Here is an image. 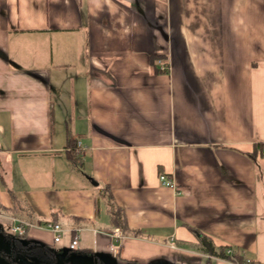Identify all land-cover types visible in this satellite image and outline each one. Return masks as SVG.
<instances>
[{"label":"crops","instance_id":"crops-1","mask_svg":"<svg viewBox=\"0 0 264 264\" xmlns=\"http://www.w3.org/2000/svg\"><path fill=\"white\" fill-rule=\"evenodd\" d=\"M263 146L264 0H0V221L26 241L264 264Z\"/></svg>","mask_w":264,"mask_h":264},{"label":"water","instance_id":"water-1","mask_svg":"<svg viewBox=\"0 0 264 264\" xmlns=\"http://www.w3.org/2000/svg\"><path fill=\"white\" fill-rule=\"evenodd\" d=\"M94 183V182H92ZM9 235L0 233V252H10ZM19 264H107L106 261L98 260L96 255L89 253H78L70 249H50L49 252H41L33 255H19ZM0 264H11L0 256Z\"/></svg>","mask_w":264,"mask_h":264},{"label":"trees","instance_id":"trees-1","mask_svg":"<svg viewBox=\"0 0 264 264\" xmlns=\"http://www.w3.org/2000/svg\"><path fill=\"white\" fill-rule=\"evenodd\" d=\"M151 61L152 64H155L156 62V57H152L151 59H149ZM159 70L156 69V72H158ZM69 142L70 140L67 142L68 146H69ZM71 151L67 152V156L69 157V159L71 160V162L74 164L77 163L78 157L74 151V148L70 149ZM105 188H103V190L105 191ZM11 196L14 198V200H16V196L11 192ZM107 206H108V214L110 215V221L113 223V225L121 227V228H125L126 224L124 221V218L122 217V213H121V209H119L118 207L113 206V202L111 200L110 197H107ZM1 210H4V208H2ZM12 212V211H10ZM15 211L12 212V214H14ZM27 230V229H26ZM9 237H10V242L12 243L13 246H15L16 248H25L26 246L29 245H33V244H38L35 245L37 247L43 248L44 250H46V252L50 251V247L45 245V244H40V243H35L33 241H24L25 240V234L21 235L18 237V235L13 234V233H9L6 232ZM200 242L202 244V248L204 251H207L210 255H215L217 257L223 258V259H227L229 257V255H227L225 253V250L222 247H219V249L214 250L213 246L211 245L210 241L206 239V237L204 236H200ZM239 258V257H238ZM237 257L235 258L236 260L240 261L241 259H238Z\"/></svg>","mask_w":264,"mask_h":264},{"label":"built area","instance_id":"built-area-1","mask_svg":"<svg viewBox=\"0 0 264 264\" xmlns=\"http://www.w3.org/2000/svg\"><path fill=\"white\" fill-rule=\"evenodd\" d=\"M162 68L165 67V65H161ZM261 150V154L264 155V146L260 149ZM158 181L160 182V184L170 187L172 189H174L176 192L180 193L181 190L178 188V186L176 185V183L174 181H172V179H169L168 177H166V175L164 174H159L158 175ZM32 226L30 223H28L27 221L24 220H15L12 223L11 226V231L18 235L21 236L23 234H25L26 229ZM46 228H48L52 234V240L54 242L59 241V238H61L62 233L65 231V229H63V227L58 223H53V222H48L45 224ZM113 235H115L116 237L119 236V234L117 232H113ZM72 239H70L69 244H68V248L70 250H76L77 249V245H78V233L76 231L73 232V235L71 237ZM225 253L230 255V257H232V262L235 264H258L256 262L249 260H243V262L238 263L237 260L235 259V257L232 255V251L230 249L225 250Z\"/></svg>","mask_w":264,"mask_h":264},{"label":"flooded vegetation","instance_id":"flooded-vegetation-1","mask_svg":"<svg viewBox=\"0 0 264 264\" xmlns=\"http://www.w3.org/2000/svg\"><path fill=\"white\" fill-rule=\"evenodd\" d=\"M1 232L4 234H7L6 233L7 231L4 229V227H2V225H0V233ZM8 241L10 242V240H8ZM24 241H26V240H24ZM33 242L36 243V241H33ZM35 245H38V244L29 245V246H26L25 248H16L10 242V247H11L10 252L9 253L0 252V256L4 260H6L7 262H9L11 264H19L20 263L19 255L24 256V255H33L36 253L40 254L41 252H46V250H44L43 248L37 247ZM98 264H102V263H100V261H98Z\"/></svg>","mask_w":264,"mask_h":264},{"label":"rangeland","instance_id":"rangeland-1","mask_svg":"<svg viewBox=\"0 0 264 264\" xmlns=\"http://www.w3.org/2000/svg\"><path fill=\"white\" fill-rule=\"evenodd\" d=\"M0 213L3 214L4 211H2V210L0 209ZM0 225H2V227H4V229H5L7 232L12 233V231H11V223H10V222H8V223H3V222L0 221ZM54 249H56V245H54ZM63 249H68V248H63Z\"/></svg>","mask_w":264,"mask_h":264}]
</instances>
